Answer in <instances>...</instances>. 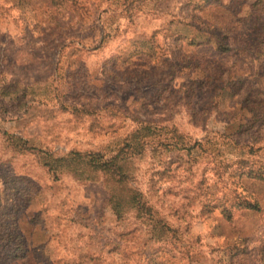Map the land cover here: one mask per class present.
I'll list each match as a JSON object with an SVG mask.
<instances>
[{
	"label": "rangeland",
	"instance_id": "1",
	"mask_svg": "<svg viewBox=\"0 0 264 264\" xmlns=\"http://www.w3.org/2000/svg\"><path fill=\"white\" fill-rule=\"evenodd\" d=\"M10 82L34 90L0 102V264H264V0H0ZM140 121L224 155L149 148L129 183L93 172ZM48 155L70 166L54 175ZM131 189L176 233L128 211Z\"/></svg>",
	"mask_w": 264,
	"mask_h": 264
},
{
	"label": "trees",
	"instance_id": "2",
	"mask_svg": "<svg viewBox=\"0 0 264 264\" xmlns=\"http://www.w3.org/2000/svg\"><path fill=\"white\" fill-rule=\"evenodd\" d=\"M15 88L16 87L14 83L10 82L0 90V102L2 103V109L6 110L7 112L8 110L12 109L14 104H17V107L19 108L20 106L18 105H21L24 99L27 100L28 92L34 90L30 86L26 87L23 91L17 88L15 90ZM26 104H28V102ZM16 141V148L20 149L21 151L31 149L26 141L20 139ZM205 146L206 145H203L201 142H193L192 140L187 139L176 129L160 126L159 124L153 122L140 121L136 126L135 131L129 136V138L126 139L125 143L115 151L114 154L92 155V168H94L93 172H105L115 175L119 177V181L121 183L125 184L129 183L130 179L132 178V172L130 168H132V164L134 162L133 160L138 156H143V154L146 153L149 148L151 152H153L155 155L158 153L159 156L161 155L162 149H166L171 152H183L184 155L189 159L188 162L192 164H197L200 161L201 155L203 154H209L213 157H221L224 155L222 154V149L220 148H206ZM231 147H234L235 149H243L244 145L232 141ZM244 151L241 150L236 155H234L235 153H231L232 150L227 152V154H225V163H229L228 159L230 156L239 158L240 161H243ZM43 163L50 172L54 173V175L70 166L68 165L67 160L63 158H54L50 155L43 159ZM218 177L220 178L221 174H218ZM239 195L242 196H240V199H237L235 202V205L239 210L261 212L260 204L257 201L252 200L251 196L247 197L243 194ZM110 201L112 203V209L114 213L119 215L120 218L122 204H124L122 199L114 195ZM125 204L128 207V211H132L137 214L138 217L152 222L153 232H157L159 235H157L158 237L161 238L167 233H176V230L172 228L170 224L164 222V220L161 218L160 220L155 218L156 211L154 207L148 201L145 194L140 190L131 189ZM206 207L210 206L208 205ZM219 207L222 208L223 217L226 220L231 221L233 211L232 208L227 206L226 202L218 200L215 205L213 204L210 207V211H213L215 208ZM240 251L241 252L234 254V256H239L241 253H244L245 250ZM233 259L234 258L230 259V264H234ZM238 264H243V262H238Z\"/></svg>",
	"mask_w": 264,
	"mask_h": 264
}]
</instances>
